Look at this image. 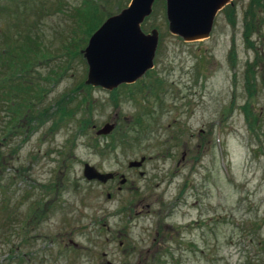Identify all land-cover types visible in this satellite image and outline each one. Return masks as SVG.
I'll use <instances>...</instances> for the list:
<instances>
[{"label":"rangeland","instance_id":"374dc122","mask_svg":"<svg viewBox=\"0 0 264 264\" xmlns=\"http://www.w3.org/2000/svg\"><path fill=\"white\" fill-rule=\"evenodd\" d=\"M128 2L0 0V46L28 28L49 54L31 68L47 108L33 130L5 139L0 110V264H248L264 250V0H232L187 42L159 2L140 24L158 32L152 68L85 86L81 54L62 47L92 33L75 11L103 21ZM84 164L118 175L85 180Z\"/></svg>","mask_w":264,"mask_h":264},{"label":"water","instance_id":"95a60500","mask_svg":"<svg viewBox=\"0 0 264 264\" xmlns=\"http://www.w3.org/2000/svg\"><path fill=\"white\" fill-rule=\"evenodd\" d=\"M155 0H129L117 13L107 16L89 35L79 53L86 64L84 85L112 90L120 84H130L152 68L158 32L141 30L140 24L152 10ZM169 33L183 41L208 37L217 11L232 0H163ZM112 124H104L97 134H106ZM143 158L129 161L128 167H138ZM85 180L104 183L111 178L88 164L82 168ZM121 183L124 179L120 180Z\"/></svg>","mask_w":264,"mask_h":264},{"label":"trees","instance_id":"16d2710c","mask_svg":"<svg viewBox=\"0 0 264 264\" xmlns=\"http://www.w3.org/2000/svg\"><path fill=\"white\" fill-rule=\"evenodd\" d=\"M159 2L163 5V0H155L152 5L153 9L156 8ZM254 3H256L257 6L260 5L257 2ZM93 6V4L91 7L86 6V9L85 6H83L79 8L78 11H75L76 14H74L75 22L80 20L82 22L81 26H84L87 30L84 32L85 35L87 33L89 34L91 31L93 32V29L101 22L99 20L94 21L97 17V11L96 9H91L94 8ZM224 7L227 9L232 8V4H227ZM39 10H41V12L44 11L43 8H39ZM244 32V35L248 34L247 29H245ZM29 35L28 28L16 35L7 33L5 37L8 41H5V43L0 46V110L6 113L9 118L5 123H9V127L5 130L8 132L5 135V139L6 137L17 135L19 132L23 131V129H28V131L33 130L30 125L34 123L33 121L37 122L38 118L45 116L43 110L47 109L43 106L45 101L44 97L46 95V92L41 87L43 84L35 81L36 77L31 73V68L34 63L48 59L49 54L42 51L40 43L33 45L37 52L33 51L29 47ZM68 38L66 44L62 46L65 48L64 51H66L69 56H79L77 41H70V35ZM84 43L83 41L82 44ZM46 78L48 79L49 75H46L45 79ZM43 83L45 84V82ZM50 108L51 105H49V109ZM42 119L39 120L35 127L41 124ZM20 125H26V127L23 128L20 127ZM1 141H3L2 136L0 138V142Z\"/></svg>","mask_w":264,"mask_h":264},{"label":"flooded vegetation","instance_id":"af4514ba","mask_svg":"<svg viewBox=\"0 0 264 264\" xmlns=\"http://www.w3.org/2000/svg\"><path fill=\"white\" fill-rule=\"evenodd\" d=\"M143 163V162H142ZM141 163V164H142ZM141 166V165H140ZM118 175V174H117ZM117 175H114L111 179L109 180H113L116 178ZM264 250H262V246L257 244V247H253L252 249V253H251V257H253L251 260L248 261V264H252L251 261L253 259H255L254 261L257 262L258 264H264V258L262 259H256L258 256H260L261 254H263Z\"/></svg>","mask_w":264,"mask_h":264}]
</instances>
